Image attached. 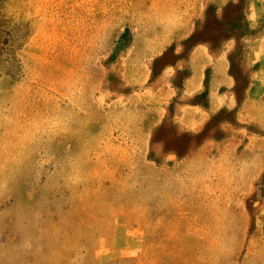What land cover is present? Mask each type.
<instances>
[{"label": "rangeland", "instance_id": "374dc122", "mask_svg": "<svg viewBox=\"0 0 264 264\" xmlns=\"http://www.w3.org/2000/svg\"><path fill=\"white\" fill-rule=\"evenodd\" d=\"M0 264H264V0H0Z\"/></svg>", "mask_w": 264, "mask_h": 264}, {"label": "crops", "instance_id": "0c3cea01", "mask_svg": "<svg viewBox=\"0 0 264 264\" xmlns=\"http://www.w3.org/2000/svg\"><path fill=\"white\" fill-rule=\"evenodd\" d=\"M170 45H165V48L169 47ZM194 51L191 54V57L193 58L194 56ZM161 56V55H160ZM199 62V61H198ZM205 68L201 69L199 66L195 74L187 79V81L184 84V89L195 95H200L202 94L203 90L205 89V83H204V77L200 72H204ZM216 93V86L212 83L208 84V89H207V95L209 98H212ZM212 103V102H211Z\"/></svg>", "mask_w": 264, "mask_h": 264}]
</instances>
